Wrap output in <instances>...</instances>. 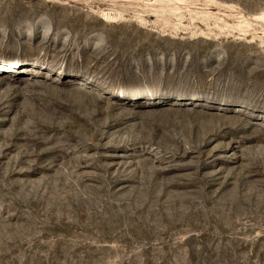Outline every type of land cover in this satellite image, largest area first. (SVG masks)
<instances>
[{"label":"rangeland","instance_id":"obj_1","mask_svg":"<svg viewBox=\"0 0 264 264\" xmlns=\"http://www.w3.org/2000/svg\"><path fill=\"white\" fill-rule=\"evenodd\" d=\"M0 264H264V0H0Z\"/></svg>","mask_w":264,"mask_h":264}]
</instances>
